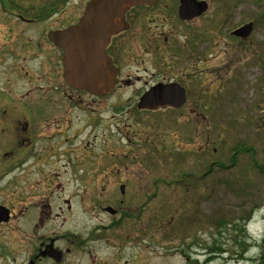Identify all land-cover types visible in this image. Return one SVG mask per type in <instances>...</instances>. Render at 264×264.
Returning a JSON list of instances; mask_svg holds the SVG:
<instances>
[{"label": "rangeland", "instance_id": "1", "mask_svg": "<svg viewBox=\"0 0 264 264\" xmlns=\"http://www.w3.org/2000/svg\"><path fill=\"white\" fill-rule=\"evenodd\" d=\"M80 1H68L67 15L78 12ZM234 9L239 18L227 23L226 35L212 30L207 60L195 58L201 70L195 72L199 86L194 83L192 91L198 96L189 98L190 107L135 112L139 84L103 99L79 97L78 128L72 143L58 151L67 160L61 185L51 183L41 193L36 187L27 200L142 205V233L154 235L138 241L145 264H264V0H241ZM238 21L254 25L239 45L227 35ZM86 108L93 113L86 115ZM241 147L248 152L232 161ZM2 173L0 202L10 204L13 193ZM83 223H89L86 215Z\"/></svg>", "mask_w": 264, "mask_h": 264}, {"label": "flooded vegetation", "instance_id": "2", "mask_svg": "<svg viewBox=\"0 0 264 264\" xmlns=\"http://www.w3.org/2000/svg\"><path fill=\"white\" fill-rule=\"evenodd\" d=\"M68 1L0 0V171L13 193L10 204L0 202V208L8 210V219L0 222V264H145L138 241L154 235L142 233V205H124L122 200L118 205H72L68 199L64 205H41L27 200L36 187L41 193L51 183L61 185L57 181L67 173V160L58 151L72 143L78 128V98L106 97L72 89L64 79L63 52L49 32L77 24L89 0L80 1L78 12L72 9L67 15ZM240 3L155 0L150 6L130 8L125 28L110 38L105 50L118 69L110 94L139 84L133 91L135 112L178 113L190 107L189 98L198 96L192 91L194 83L199 86L195 72L201 70L195 58L199 63L207 60L212 30L226 35L227 23L239 18L233 12ZM249 23L247 36L234 34ZM253 28L251 21H238L227 35L239 45ZM169 85L182 91L179 107L138 106L153 88ZM84 113L93 111L86 108ZM83 215L89 223H83Z\"/></svg>", "mask_w": 264, "mask_h": 264}, {"label": "water", "instance_id": "3", "mask_svg": "<svg viewBox=\"0 0 264 264\" xmlns=\"http://www.w3.org/2000/svg\"><path fill=\"white\" fill-rule=\"evenodd\" d=\"M155 0H90L75 25L49 32L53 44L63 52L64 79L68 86L85 90L93 96H105L113 91L118 70L105 53L112 36L125 28L126 12L135 6H150ZM251 32L247 24L234 32L245 37ZM176 85L157 86L140 98V108L171 105L184 101ZM124 193V186L119 188ZM0 208V222L8 219V210Z\"/></svg>", "mask_w": 264, "mask_h": 264}, {"label": "trees", "instance_id": "4", "mask_svg": "<svg viewBox=\"0 0 264 264\" xmlns=\"http://www.w3.org/2000/svg\"><path fill=\"white\" fill-rule=\"evenodd\" d=\"M235 150H236V151L233 152L232 157H231L232 161L235 160L236 155H238L239 152H248V150H247V149H244V147H241L240 149H235ZM244 229H245V228H244V226H243L242 230L245 231ZM242 242H245V239H244V238H243V241H242ZM242 242H239V243H242ZM259 248H260V250H261V252H260V254H261V258H260V260H261V261H264V260H262V257H263L262 255L264 254V233H263V235H262V238H261V241H260V246H259Z\"/></svg>", "mask_w": 264, "mask_h": 264}]
</instances>
